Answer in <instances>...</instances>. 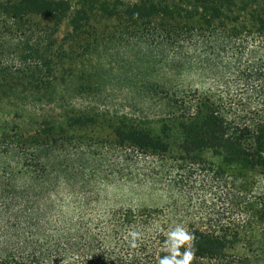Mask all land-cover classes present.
I'll return each mask as SVG.
<instances>
[{
    "label": "trees",
    "instance_id": "16d2710c",
    "mask_svg": "<svg viewBox=\"0 0 264 264\" xmlns=\"http://www.w3.org/2000/svg\"><path fill=\"white\" fill-rule=\"evenodd\" d=\"M97 52L102 67L118 55L155 125L108 115ZM98 124L102 165L138 154L177 176L166 204L109 206L94 232L102 177L82 131ZM198 168L217 200L191 202L182 174ZM175 224L194 237L189 264H264V0H0V264H158Z\"/></svg>",
    "mask_w": 264,
    "mask_h": 264
},
{
    "label": "rangeland",
    "instance_id": "374dc122",
    "mask_svg": "<svg viewBox=\"0 0 264 264\" xmlns=\"http://www.w3.org/2000/svg\"><path fill=\"white\" fill-rule=\"evenodd\" d=\"M35 20L41 23V25L47 24L51 26V23L45 19L39 18ZM67 31L68 27L65 24H61L53 38L55 45L60 43ZM100 53H94L88 59H90L93 67L97 69L96 82L101 85V89L98 92H100L101 99L102 97L107 98L105 109L108 115L136 121L145 120L148 121L147 125H155L156 119L154 113L149 111L141 113L138 106H136V95L132 91L131 82L125 81L126 73L123 71L124 67H120L115 64L116 62H112L113 57L118 55L106 56V60H109V63L103 62L105 64L102 67V55ZM92 96V94L88 93L84 102L87 103ZM99 114L102 115V104L99 108ZM82 134L86 137L83 140L84 145L87 146L83 147L85 153L87 154L89 149L92 153L95 151V159L91 158L87 160V162L91 163L89 164L90 168L88 169L90 170L88 172H97L102 177L96 186L97 189L87 192L88 216L85 219H97L98 228H94V232L102 228V219L109 206L120 205L137 208L143 206L159 207L168 202V189L171 185L169 181H172L177 176L175 165L172 162H162L148 157L145 158L138 154H131L128 156L130 159L127 161H118L115 157H111L110 164L113 162L111 166L110 164L107 166L105 163L102 165V153L104 152L102 150V144L97 143L98 145L92 146L95 142L101 141L102 126L98 124L97 128L86 129L82 131ZM89 145L92 148H89ZM206 160L214 163V165L218 164V160L210 157V155H206ZM200 171L198 168L192 177L189 176V173L182 174L183 178L187 181L185 191L198 193L197 195H192L191 202L194 203L202 197V193H200L201 189L203 190V194L206 192L211 197L214 196L217 200L219 194L224 191L223 186L218 185V183L216 185L210 184L208 178H205L207 184H202L204 173L202 174ZM113 177L119 181L113 179ZM109 181L113 183L105 191L104 186ZM102 192L104 194L108 193V199L104 196L102 197ZM100 194L101 196L99 197L98 195ZM100 221L101 224L99 223Z\"/></svg>",
    "mask_w": 264,
    "mask_h": 264
},
{
    "label": "clouds",
    "instance_id": "9594fccd",
    "mask_svg": "<svg viewBox=\"0 0 264 264\" xmlns=\"http://www.w3.org/2000/svg\"><path fill=\"white\" fill-rule=\"evenodd\" d=\"M142 233L136 230L128 232L129 243L134 247ZM194 237L181 224H175L166 232L165 250L167 255L158 257V264H189L194 251L192 241ZM181 247L184 251H181Z\"/></svg>",
    "mask_w": 264,
    "mask_h": 264
}]
</instances>
